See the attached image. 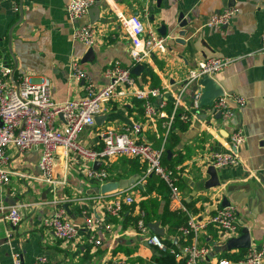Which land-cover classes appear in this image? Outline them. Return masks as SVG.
I'll return each instance as SVG.
<instances>
[{
    "label": "crops",
    "instance_id": "obj_1",
    "mask_svg": "<svg viewBox=\"0 0 264 264\" xmlns=\"http://www.w3.org/2000/svg\"><path fill=\"white\" fill-rule=\"evenodd\" d=\"M67 2L0 0V66L12 68L9 81L17 82L23 74L33 79L42 77L49 81L55 102L83 97L87 80L96 87L105 83L103 71L110 64L118 62L132 66L128 55L130 37L123 21L131 14L139 15L145 28H154L167 38L166 50L155 52L140 64L138 74L132 73L136 87L161 89L157 99V103L162 104L160 115L155 124L150 125L139 100L133 96L113 99L104 104L103 113L95 124L82 129L79 140L98 148L102 143V130L120 131L134 123H142L143 130L138 138L158 149L167 139L165 126L178 100L175 112H187L190 118L185 130L175 129L177 143L170 151L172 159H181L178 185L182 199L194 202L196 211L193 213L198 220L208 218L224 202L236 208L238 220L234 234L224 233L214 225L199 233V244L209 250L199 264H218L221 259L234 261L244 254L248 248L234 246L244 242V229L249 233L250 246H259L264 239V53L260 50L264 34V0H96L93 7L99 8V19L95 23L90 21L88 13L70 21ZM227 7L237 10L228 24L219 28L206 25L212 14ZM180 14L187 22L184 27H179ZM87 22L95 27L96 39L92 53L85 57L88 47L74 41L71 33L73 26ZM160 26H166L165 35L159 32ZM181 30L186 32L184 36L179 35ZM208 56L231 59L213 79L226 94H237L245 100V105L236 109V122L245 136V141L236 149L239 162L215 167L216 182L208 173L210 165L203 157L228 147L227 128L219 120V114L208 107H202L197 113L192 109L195 86L181 93L189 72L196 68L200 59ZM72 61L86 72L85 80L73 77ZM151 73L158 79L156 86L152 85ZM168 103L172 104L171 112L166 110ZM55 124L62 128L61 117ZM159 138L162 143L156 147L155 139ZM7 152L13 170L38 175L39 147L24 153H17L10 147ZM66 163L64 168L63 156H56V176L58 179L65 176V181L55 189L18 175H12L7 184L0 185V264H13L15 257L20 264H33L38 256L46 257L44 264H108L118 256L126 257L128 264H182L183 258L176 256L184 246L182 236L179 229L172 227L177 220L174 217L177 205L171 200L168 189L160 195L151 192V197L160 201L158 212L145 222L147 231L139 232L136 226L124 224L123 213L111 216L105 211L102 199L98 198L100 193L96 191L101 184L87 176L89 167L105 169L108 173L105 182L124 186L106 194L111 196L124 190L123 195H132L136 204L134 214H137L139 202L146 198L145 178L150 175L144 161L112 156L95 167L93 162L83 161L70 153ZM13 205H21L22 219L16 227L4 218L6 208ZM58 205L67 206L66 215L77 230L74 238L58 239L43 224ZM165 211L172 220L162 222ZM150 223L159 227L161 234L157 235L166 243V250L147 241L153 233ZM91 235L100 239L99 246L88 241Z\"/></svg>",
    "mask_w": 264,
    "mask_h": 264
},
{
    "label": "built area",
    "instance_id": "obj_2",
    "mask_svg": "<svg viewBox=\"0 0 264 264\" xmlns=\"http://www.w3.org/2000/svg\"><path fill=\"white\" fill-rule=\"evenodd\" d=\"M96 0H68L66 13L70 21L87 14L88 9L95 4ZM18 10V6H14ZM235 7H227L222 11L212 14L207 20L209 27L219 28L228 24L236 13ZM123 26L130 37V48L128 55L132 66L149 60L155 52L166 50V37L160 35L154 28H145L142 19L137 14H131L123 21ZM71 37L74 41L81 42L86 47L95 44L96 29L92 23L75 25L72 28ZM261 52L264 53V34L261 36ZM231 59L221 56H208L200 59L194 70L188 74L186 82L181 89L185 92L188 87L195 86L191 107L196 113L199 107L200 86L198 80L203 75L213 78L215 74L224 70ZM132 66H123L114 62L103 71L105 83L96 87L90 80L84 87L85 95L77 99H69L64 102H55L51 97L49 81L38 77L33 79L28 74L20 76L17 82H10L8 77L12 74L9 66H0V185L7 184L12 175L33 178L55 189L63 184L65 176L58 179L55 172L54 161L61 154L66 161L70 153L76 154L83 161H104L112 156L135 157L145 162L149 174H155L162 179L169 190L172 201L177 205V211L186 214V222L179 226V232L183 236L192 235V239L183 246L181 256L185 264H199L208 254L207 247L199 244V233L208 226L214 225L222 232L234 234L238 229L236 208L233 205L219 206L215 212L204 220L196 219L184 205L181 191L178 186L179 174L182 166L178 164L169 168L163 164V146L155 149L149 142L142 141L138 135L143 130L142 123H134L120 131L106 128L101 131V146L96 148L86 145L79 140V134L86 126L95 124V117L100 116L104 110V104L110 100L133 96L141 102L143 115L150 125H154L160 115L159 108L162 104L157 103L161 96L158 87H136L135 77L132 74ZM73 77L85 80L86 72L80 68L76 61L70 64ZM233 102V105H231ZM174 112L166 124L168 132ZM245 105V100L237 94H223L217 97L212 106L208 107L214 113L219 114V120L226 126L228 132V147L222 151H213L203 157L207 165L214 167L235 165L239 162L236 149L245 141V136L236 122V109ZM61 117L62 128L55 124L57 118ZM180 119L188 123L189 113L180 114ZM14 148L17 153H24L34 147L41 150L38 161V175L34 176L27 172H18L12 169L8 155V148ZM87 176L102 184L107 180L108 173L105 169H87ZM124 194V190L116 191L111 196L100 194L98 198L103 201V208L111 216L121 215L124 205L135 203L132 195ZM56 204V201L53 200ZM21 205L8 206L4 218L11 226L16 227L22 219L20 213ZM142 215L141 212H139ZM43 224L50 228L58 239H71L77 234L73 223L68 219L65 209L58 205L50 218H45ZM136 228L139 232H146L147 225L142 219H138ZM88 241L94 246L101 244L100 239L91 235ZM147 241L164 250L165 244L161 238L150 233ZM264 260V239L257 247L250 246L246 252L234 261L221 259L218 264H262ZM45 256H38L33 264H44ZM13 264H20L15 257ZM108 264H128L127 258L118 256L109 261Z\"/></svg>",
    "mask_w": 264,
    "mask_h": 264
},
{
    "label": "trees",
    "instance_id": "obj_3",
    "mask_svg": "<svg viewBox=\"0 0 264 264\" xmlns=\"http://www.w3.org/2000/svg\"><path fill=\"white\" fill-rule=\"evenodd\" d=\"M150 75H151L152 85H154V86L158 85V79H157L156 75L153 73H151ZM166 107H168V108H166V110L168 112H171L172 104L168 103ZM180 114H181V111H179V110H177L175 112L174 118H173L172 123L170 125V128L167 132V139L165 140V142L162 145L163 146L162 161H163V164L169 168H173L174 166L181 163V159H176V160L172 159V157H171L172 154L170 155L171 158L169 157V159H168V157H167L168 155L166 153L167 150H170L172 152V147L177 143L178 136H177L175 129L177 128V129L183 131L188 126V124L186 122H183L180 119ZM162 131H163V129H160L161 133H162ZM155 143H156L155 146L159 147L160 144L162 143V138L155 139ZM145 179H146V183H145L144 195L146 196V198L139 202V209H140V212L142 213V215H140V213L134 214V209L136 206L135 203L124 205L122 208V212H121V214L123 213L124 224H131L132 226H136L138 219H142L144 222H147L150 220V218L153 215L157 214V212H158L160 201L155 197H151V192L155 191L157 194L160 195V194H162L163 191H165V189L167 190L168 187L166 186V183L155 174L147 175ZM183 202H184V205L186 206V208L190 212L196 211V208L194 206V202H192V201H189V202L183 201ZM174 217H176L177 220L174 222L172 227H174L176 229H178L179 226L183 225L186 222V214L184 212L177 211L174 214ZM168 220H172V219H171L169 213L167 211H165V213L162 215V222H167ZM180 235L182 236L181 237V244L182 245L187 244L192 239V235L183 236L181 233H180ZM166 246L167 245L165 243V250H166ZM237 258H239V257H237ZM182 264H185L184 259L182 261Z\"/></svg>",
    "mask_w": 264,
    "mask_h": 264
},
{
    "label": "water",
    "instance_id": "obj_4",
    "mask_svg": "<svg viewBox=\"0 0 264 264\" xmlns=\"http://www.w3.org/2000/svg\"><path fill=\"white\" fill-rule=\"evenodd\" d=\"M87 13L90 16V21L92 23H95L99 19V8L98 7H93V6L90 7L88 9ZM179 19L181 21L179 24V27L186 26L187 22H186V20H183L182 14L179 15ZM159 32L161 34L165 35L167 32L166 26H160ZM185 33L186 32L184 30H181L179 32V35L184 36ZM178 40L180 42H183L182 39H178ZM92 50H93L92 47H88V49L85 53V57H88L92 53ZM140 69H141V65L137 64L133 67L132 73L138 74ZM198 84L200 85V96H199V102H198L200 108L212 106L213 101L217 97H219L223 94V89L221 88V86L217 83V81L215 79L209 77L208 75L201 76V78L198 80ZM203 115H205V114H202V116ZM99 119H100V116L95 117L96 122ZM166 153L168 155L167 157L169 158L171 155L170 150H167ZM99 163H100V161L94 162V166L96 167ZM208 173H210L212 179L214 180V182H216L217 178H216L214 166H212V165L209 166ZM118 187L124 188V186H121L120 184H118V182H104L103 184H101L99 187L96 188V191L100 194H106L110 191L116 190ZM227 205H229V202L222 203V206H227ZM64 208L66 210L67 206H64ZM149 226H150L153 233L161 234V231L159 230V227L156 226V223H150ZM243 232L244 233L242 235V240H244V242L240 245L235 244L234 246L235 247H241V248H249L250 247L249 233L245 229L243 230Z\"/></svg>",
    "mask_w": 264,
    "mask_h": 264
}]
</instances>
